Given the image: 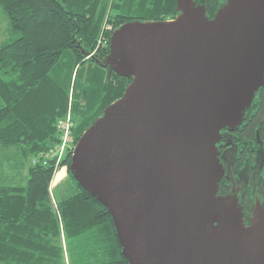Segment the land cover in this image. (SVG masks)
Returning a JSON list of instances; mask_svg holds the SVG:
<instances>
[{
    "label": "water",
    "instance_id": "water-1",
    "mask_svg": "<svg viewBox=\"0 0 264 264\" xmlns=\"http://www.w3.org/2000/svg\"><path fill=\"white\" fill-rule=\"evenodd\" d=\"M171 20L127 21L91 56L131 78L81 134L69 170L103 204L128 264H264V205L243 219L218 194L217 143L264 86V0H176Z\"/></svg>",
    "mask_w": 264,
    "mask_h": 264
},
{
    "label": "trees",
    "instance_id": "trees-1",
    "mask_svg": "<svg viewBox=\"0 0 264 264\" xmlns=\"http://www.w3.org/2000/svg\"><path fill=\"white\" fill-rule=\"evenodd\" d=\"M194 1L212 18L224 0ZM0 10L8 25L0 45V145L15 148L24 169L36 157L25 179L21 172L0 178V264H128L107 208L72 176L70 158L131 81L91 56L104 57L112 31L127 21L174 18L176 0H0ZM261 90L259 111H245L248 138L264 129ZM67 117L73 140L61 165L72 188L53 201V155ZM260 174L264 187V159Z\"/></svg>",
    "mask_w": 264,
    "mask_h": 264
},
{
    "label": "flooded vegetation",
    "instance_id": "flooded-vegetation-1",
    "mask_svg": "<svg viewBox=\"0 0 264 264\" xmlns=\"http://www.w3.org/2000/svg\"><path fill=\"white\" fill-rule=\"evenodd\" d=\"M257 98L250 105V112L259 111L263 90L257 91ZM247 123L243 119L235 130L223 129L222 137L217 143L218 158L224 167V175L219 182L218 194L225 195L230 190L241 187L243 194L239 201L243 219L248 224L249 210L253 204L254 194H262L264 205V187L260 174L264 159V129L256 130L252 138H248L245 131ZM234 187V188H233Z\"/></svg>",
    "mask_w": 264,
    "mask_h": 264
},
{
    "label": "rangeland",
    "instance_id": "rangeland-1",
    "mask_svg": "<svg viewBox=\"0 0 264 264\" xmlns=\"http://www.w3.org/2000/svg\"><path fill=\"white\" fill-rule=\"evenodd\" d=\"M7 26V19L2 15L0 10V45L7 39ZM67 115L69 116V114ZM72 127H70L69 134L66 139H63L61 134V140L59 141V150H57V152H54L53 155L56 159V161L54 162L55 169L53 171V176L49 185V190L52 194L53 201L54 199L58 200L65 195H68L70 193L68 189L72 188V183L67 176L66 167L64 165H61V162L65 157V152L68 151V148L72 144ZM18 155V151L15 148H7L0 145V178H4L6 182H9L11 178H17L14 176H18V173L20 172L23 173L22 178L25 179L27 166L35 163L36 157H28L27 159H25L26 168L24 169L19 165L20 162L21 164H23V161L18 157ZM39 156L40 154L37 157L39 158ZM64 245L62 246L64 247V252H66ZM65 263H67V254L65 257Z\"/></svg>",
    "mask_w": 264,
    "mask_h": 264
},
{
    "label": "built area",
    "instance_id": "built-area-1",
    "mask_svg": "<svg viewBox=\"0 0 264 264\" xmlns=\"http://www.w3.org/2000/svg\"><path fill=\"white\" fill-rule=\"evenodd\" d=\"M62 138L66 139L68 134H69V130H70V123H69V117H67V119L62 123Z\"/></svg>",
    "mask_w": 264,
    "mask_h": 264
},
{
    "label": "crops",
    "instance_id": "crops-1",
    "mask_svg": "<svg viewBox=\"0 0 264 264\" xmlns=\"http://www.w3.org/2000/svg\"><path fill=\"white\" fill-rule=\"evenodd\" d=\"M65 257H66V252H65Z\"/></svg>",
    "mask_w": 264,
    "mask_h": 264
}]
</instances>
